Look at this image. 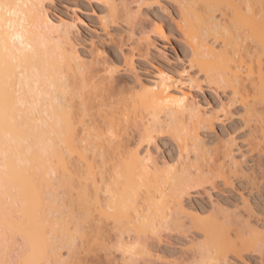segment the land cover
<instances>
[{"label": "bare ground", "instance_id": "bare-ground-1", "mask_svg": "<svg viewBox=\"0 0 264 264\" xmlns=\"http://www.w3.org/2000/svg\"><path fill=\"white\" fill-rule=\"evenodd\" d=\"M45 1L0 0V264H264V0H83L88 40ZM154 9L185 81L138 74L166 39ZM201 81L219 111L191 94ZM232 117L243 143L208 147ZM164 133L172 164L149 149Z\"/></svg>", "mask_w": 264, "mask_h": 264}, {"label": "rangeland", "instance_id": "rangeland-1", "mask_svg": "<svg viewBox=\"0 0 264 264\" xmlns=\"http://www.w3.org/2000/svg\"><path fill=\"white\" fill-rule=\"evenodd\" d=\"M45 6L49 9V15L56 18L63 17L65 19H68V17L72 18L73 12L76 13L82 21L79 24L82 37L85 40H88L91 39L94 35V30L97 29L95 15L96 12H92L91 7L83 0H47L45 1ZM92 6L95 10L97 9L94 5ZM169 11H171V9ZM150 19L154 22H161L163 24L164 30L166 31V39L154 38L157 47L159 49L161 48L160 51H152L147 59L136 62V68L138 70L140 78L144 81V83L150 85L153 78L155 79V72L161 67V70H164L166 71V73H169L173 76L177 71L175 73V77L181 78L179 80L184 79L183 81H185L186 74L192 73L188 70V67H186L188 66L186 51L187 49L182 43V37L176 31L170 15H168L166 11L160 12L154 9L152 11V18ZM109 48L112 50L111 47H108V49ZM114 55H117V53L114 52ZM157 66L158 68L156 69ZM186 68L188 71L186 70ZM182 71L187 73L182 74ZM180 73L182 74V77L180 76ZM176 74H179V76L177 77ZM177 85L182 86L179 83ZM184 86L186 87V85ZM190 92L193 97H195V100L198 102V104L201 107L203 106L202 109L210 110V108H213L212 110L215 109L216 112L220 110V104L226 98L221 90H215L213 86H208L203 81L200 82V88L191 90ZM224 121L225 119L222 120V122ZM222 122H217L216 128L214 130V132L218 134V137L216 133L214 134V132L207 133L206 141L208 143V147H211L213 149L217 148L216 145L219 146L224 140L228 139V131L237 138V142L241 145L243 143V140H245L246 138H243L244 131L239 128L240 126L238 119L232 117L231 119H227L223 124ZM231 124L232 126H230ZM257 137L258 138L256 140H258L263 145L264 140L259 135H257ZM143 147L145 148V146ZM149 149L150 151L152 150L155 156L163 157L169 160L170 164L176 161L177 148L173 141L167 135H165V133L159 134L155 139V143L151 145ZM241 150H244V148H242ZM260 166L264 170V158L260 160ZM194 200L196 204H199L200 202H206V199L202 196H196L194 197ZM188 246L189 244H178L176 248H186ZM250 264L259 263H257L256 259H254L250 262Z\"/></svg>", "mask_w": 264, "mask_h": 264}]
</instances>
